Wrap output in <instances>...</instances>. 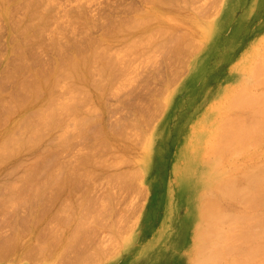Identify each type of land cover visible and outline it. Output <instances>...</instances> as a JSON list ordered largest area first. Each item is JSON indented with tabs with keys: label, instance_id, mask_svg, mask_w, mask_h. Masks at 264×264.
Masks as SVG:
<instances>
[{
	"label": "rangeland",
	"instance_id": "1",
	"mask_svg": "<svg viewBox=\"0 0 264 264\" xmlns=\"http://www.w3.org/2000/svg\"><path fill=\"white\" fill-rule=\"evenodd\" d=\"M163 1L165 0H0V97L14 90V76L18 73L17 70H20L27 78L24 79L26 88L29 86L27 91H25V94L28 92L25 96L31 100V96L28 94L32 92V89L38 87V85H35L32 81L34 72L38 68L41 72L43 71L41 74H46H43L44 80L49 77L46 80L51 83H49L48 87L51 89V86L54 85L55 87L52 88L56 93L55 94L52 89L48 91V88H43L48 97L49 95L53 97V99L46 98L45 102L49 104L47 108H45L46 105L42 99L44 97H42L37 103H32L23 110L15 111L14 107L11 106V112L13 114L10 116L2 114L3 116H1L0 139H11L10 141L7 140V144L6 142L5 144L2 143L1 146L8 145L9 148L12 146L11 152L13 148L16 150L26 143L27 145L24 146V151L20 148L18 153L17 151L14 152V150L11 154L8 148H4L5 146L0 148V264H195V256H197L200 251L197 248V244L201 243V237L198 238V232L204 223L199 213V204L203 197H200V192H198V190L203 189V187L196 185L197 182H202V176L207 174L211 166L210 164H212L215 170L225 173L229 169L230 171L228 172H231L233 168H239V170H243V168H245L244 170L250 169V163L251 167L254 166V168L251 169L259 170V167L264 165V138H261V136H264V129H262L263 132L260 129V135L254 136L255 138L257 137V139L254 137L250 138V140H253L251 144L249 143L250 145L247 143L248 138L244 143L239 141L245 147H241L240 143H237L238 140L236 137L240 132L243 134L246 132V134L254 133L255 129L250 130L254 128L250 125L255 122L254 120L256 118H258L256 121H259L261 118V121L264 119V111L260 109L262 105L264 106V102L262 103V101H264V80H262L264 78V72L262 71V74L259 76V72L256 74L257 69L254 67L256 64H259L260 67H264V46H262V44L264 45V0H175L174 2L173 0H170L172 2L167 0L165 1L167 3ZM179 44L181 46L177 47ZM253 52L255 55H253ZM256 53L258 55H256ZM252 56H255L254 59L251 58ZM256 57L258 58L256 59ZM89 58L92 60L90 61ZM81 59L84 60L85 63H83ZM70 60H72L71 63H69ZM73 60L79 64L80 70L77 69L78 67L75 66ZM254 60L256 61L254 62ZM87 61H89L88 66L86 64ZM72 62L76 69L72 68ZM103 62L107 64L110 63L111 66H105L106 64ZM101 63L105 66V68H103L105 71L104 73L101 68L104 66H100ZM250 64H253V66ZM85 66L88 68L87 70ZM89 67L92 68V70ZM250 67H252V69L254 67L256 70L253 69L252 71ZM260 67L258 66V69ZM70 68L75 75L77 74L75 70H78V73L81 74L80 76L79 74L77 75L78 79ZM241 69H243V71ZM261 69L263 68L259 69L260 73ZM67 70H69L68 73ZM44 71H47V73ZM55 71H58L57 73L59 76L56 74L53 79H50L51 76L48 72L52 73ZM100 71L104 76L109 72V75L106 74L108 78L99 75L98 73H100ZM81 72H83V74ZM249 73L253 76L252 78H250L251 75ZM47 74H49L48 77H45ZM71 74L73 76H71ZM244 74L247 76H244ZM67 75H69V78ZM256 75L263 78H258ZM70 76H75L74 78L76 80ZM83 76L84 79L81 80L80 78H83ZM85 77H87V79ZM254 77L257 79L255 82H252ZM28 79L29 81H27ZM69 79L71 80L69 81L70 84L74 83L72 85L73 87L67 82ZM73 79L75 82H72ZM90 79L93 81L89 82ZM259 79L262 80L260 82L263 84L260 83L261 85H257ZM78 80L79 82L82 81L81 83L83 84H78V86L77 84L75 85V83H79ZM246 81H249L248 84ZM240 83L243 84L239 85ZM249 83H253V85H249ZM243 85H247V88L244 86L246 92L242 91L243 93L239 95L240 89L238 88L240 86L243 87ZM70 86L73 89L75 88L74 90L79 87L81 91L84 89L83 87L87 86L88 88L85 87L84 92L89 89V93L88 91L87 94L83 93V91L79 93L78 88L76 93L74 90L73 93L71 92L72 89ZM259 87L261 90H259ZM29 88L31 89L30 93ZM54 88L57 89L55 90ZM43 89L41 90L43 91ZM46 89L47 91H45ZM244 89L242 88V90ZM250 89H252L251 92H249ZM77 92L80 94L77 96L78 99H76ZM230 92H234L232 94L234 96H231ZM236 93L238 96L235 95ZM53 94H58V97ZM246 95H248V97H246ZM60 97L63 99V102L59 99ZM255 97L261 101L257 102ZM28 98L26 99L27 103L30 101ZM249 98L250 101L253 100V103H255L253 107H257L258 105H260V107L258 106L256 109L250 107L253 103L249 101ZM51 100H53V102H51ZM233 100L235 101L234 103H232ZM245 100L246 103H243ZM230 101L231 103H229ZM49 102L52 104L51 108ZM228 103L229 105H227ZM257 103L261 104L257 105ZM233 104L240 108H235ZM130 107H132V110H129L132 111L130 112L131 114H133L135 110V113H140L139 116L143 119L141 118L140 120L135 113L131 115V118L134 119L135 116V119L138 118V120L134 121L130 119V117H128L130 115H128V109H130ZM54 108L57 110H54ZM59 109L63 113L58 111ZM137 109L139 112L136 111ZM140 109L142 111L145 110V112L147 111L145 114L146 116H144L145 112L141 114ZM249 109H252V111L248 112ZM257 109L260 113L263 112L260 119L257 117L260 116L259 112L256 113ZM72 110H74V112ZM262 110H264V108ZM239 112L241 117L236 115L239 114ZM47 113L48 115H45ZM149 113L150 115L147 116ZM211 113L212 116L210 115ZM213 113L215 115H213ZM35 114L38 115L34 118ZM43 114L45 116H43ZM228 114L233 115V117L231 115L225 116ZM65 115L69 117L67 118L68 120H74L71 122L69 120L70 123L74 122L72 124L75 125V127L70 125L73 129L69 127L70 123L66 117L63 118ZM52 116H54V118H52ZM45 117H48L50 120ZM50 117L54 119L53 122H51L52 119ZM55 117H58V119L55 120ZM86 117L88 118L86 120L89 122L85 120ZM231 117L233 120H235V117H240L239 119L241 120H238V122L242 127L240 125V128L238 126L236 127V125L239 124L238 122L232 124ZM36 118L37 120L40 118L42 122H39V120L37 123L34 120ZM61 118L62 120H59ZM124 118H126L125 121L123 120ZM228 118L231 119L228 121L231 124L226 122L229 120ZM248 118L249 120H247ZM129 119L132 124H128L130 122ZM76 120L78 121L76 122ZM79 120L86 123L84 124L85 128ZM119 120L120 123L118 122ZM146 120H148L149 123ZM55 121L60 123V125ZM61 121H64V123ZM90 121L94 122L91 123ZM219 121H222L221 124ZM43 122H46L48 125L51 124L47 127L46 123ZM115 122L117 125H115ZM124 122L131 129L128 127L129 130H125V127L123 128V125H125ZM133 122H136L137 125L135 123L134 126ZM249 122L253 123L249 124ZM28 123L33 125V127L28 125ZM77 123L81 125L78 126ZM41 124H43V126ZM218 124L222 127L221 129ZM36 125L38 128L35 127ZM51 125L53 126L51 127ZM232 125L235 127H231ZM82 127L85 129L82 130V135L86 133L87 129L88 132L86 134L93 136L90 137L93 138V140H91L94 146L92 144H87L83 136L80 135V137L78 135V133L81 134L80 131L83 129ZM120 127L123 129H120ZM36 128L40 130H37V135H35L36 132L33 131L36 130ZM90 128L91 130H89ZM132 128H134V130ZM138 128H140V131L135 130ZM224 128H227L226 131ZM234 128L237 132L234 131ZM246 128L250 131H254L250 133ZM60 129L66 135L63 134L64 136L61 137L60 133L63 132H61ZM116 129L119 131L116 132ZM236 129H239V133ZM27 130L29 133L33 132L31 133V135H33L32 138ZM56 130L59 131L58 136L55 135L57 134ZM120 130H123V132ZM25 131L28 136L23 134ZM50 131L52 133H50ZM67 131H69V134H67ZM124 131H129L125 134L134 133V135L136 131L140 132L136 133L137 139L140 141L134 140L135 149H132L130 153L128 152L126 155V158H129L127 159L129 162L126 161L125 164L128 163V166L121 165L120 163H117L115 166V164H113L116 162L113 158L115 156H112L113 154L111 155V152L113 153L114 151L112 147L109 148L111 145L110 142L107 141V134H124ZM229 131L237 134L233 136L230 135L229 137V134L232 133ZM242 131H245V133ZM258 131L259 129L256 130L255 133ZM96 134H98V136H96ZM223 134L228 135L225 138L227 141V138H230L229 141H231L228 144L230 146L227 145L226 140H223L225 141L223 145L221 144L223 142L222 140L218 144L221 145V148L227 145L229 149L227 150L225 147L218 149L219 151H215L218 147H214L215 150H213L212 146H214V141L219 138L218 136L223 139L226 136ZM29 135L31 138L30 140H28ZM53 135L58 138H55ZM25 136L28 139H25L27 141H24V144L22 139ZM50 136L58 142L62 138V142L60 141L61 145L58 142H52L53 140L49 142ZM259 136L260 138H258ZM18 138H20V140ZM14 139L15 141H13ZM33 139L34 142H32ZM35 139L38 140L35 141ZM219 140H217L216 143L219 142ZM8 141L13 142V144L11 145ZM16 141H22L21 146L18 145ZM106 141L109 146L105 144ZM30 142L33 144L36 142V144L32 145L33 147L30 148ZM70 144L72 146H70ZM232 144L233 146L236 145L235 147L238 151L240 148L244 149L240 150L241 154L233 149ZM90 151H92V153ZM94 151H96L97 154H95ZM208 151H215L217 154ZM36 153L41 154V156H37ZM42 154H45L44 156L47 157L46 162ZM218 154H220V156ZM224 154L225 156L221 157V155ZM235 154H237L236 157ZM231 155L232 158L235 157V161L230 158ZM247 155L249 156L247 157ZM90 157L94 159L92 160ZM95 157L99 158L96 159ZM123 157L125 156L123 155ZM209 157L216 159L212 160ZM81 158L84 160L83 162ZM109 158L112 163L106 160ZM223 159L227 161L225 162ZM228 161H231V164L234 161L235 164L230 165L229 163L230 168H226L228 167ZM139 162H141V164ZM217 162H219L218 165L216 164ZM223 162L225 165H223ZM43 163L47 164L45 165ZM64 163L68 165L66 166ZM77 163L78 166H76ZM97 163H99V166ZM106 163L108 164L106 165ZM236 163L238 166L234 167L237 165ZM253 163L254 165L252 166ZM62 164L66 167L64 168ZM257 165L259 166L258 168L255 167ZM216 166L218 167L216 168ZM220 166L222 168H220ZM242 166L243 168H241ZM247 166H249V168ZM30 168H33L34 171L39 170L37 171L38 173L30 172L32 174L31 178L33 177L34 180L31 178L28 179L30 173H28V175L24 172V169H28L29 172V170H31ZM66 168L67 170H65ZM130 168L132 170H130ZM118 169L121 170L119 171ZM46 170H48V173ZM17 171L19 172L17 173V178L20 176L21 180L20 177L19 179H16V176L13 178ZM45 172L47 175L50 174L51 176L52 174L50 172H52V177L59 175V177H56L58 180H54L55 182H53V180L50 181V175L47 177V175H44ZM54 172H56V175ZM94 172L95 174H93ZM120 172H122L121 174L125 172L124 180H122L121 177L120 179L119 176L114 178L116 182L112 180L113 178L111 179L112 176L115 177V175L120 174ZM106 173L108 176L110 174L114 175L108 177ZM126 173L130 177H127L128 175ZM134 173L137 174V177H140L133 180ZM201 173H203V175ZM22 175L24 177L23 179ZM26 176H28L27 179L25 178ZM45 177H47V180L50 182H47ZM127 178L134 184L126 185L129 182H127ZM104 179L106 180L105 183ZM72 180H75L74 182L76 183L72 182ZM35 181L39 182L36 183ZM58 181L60 183H57ZM189 181H196L194 188L190 189L187 185L186 188H188V190L182 188V186ZM111 182H113V184ZM48 183L50 184L48 185ZM62 183H64V185H62ZM43 185L47 187L45 188ZM40 186L42 187L41 189ZM63 187L64 189H62ZM102 187H104V189H102ZM108 189H111V191L108 192ZM116 189L121 191L118 190V193H116ZM59 190L63 191L60 192ZM56 191L58 192L56 193ZM138 191L139 193H136ZM53 192H55L57 196L60 192V196L55 197L56 194L54 193L55 195H52ZM63 192L67 193H65V195L63 194V196ZM112 193L115 195L117 194V196H113ZM68 194L75 196L72 198ZM127 194H129V196H127ZM13 195L14 197L11 198ZM196 195H199L200 198ZM16 196L17 200H15ZM65 196L67 199L64 198ZM96 196L100 198V200ZM211 196H213L212 198H214V200L219 201L220 208H225L228 205L230 208L227 206L225 209H233V211L236 212H238V209L240 212L241 209L245 208L243 204H233L228 198H223L221 200L222 197H220L219 194H212ZM49 197L50 201L52 199V202L56 204L55 206L48 201ZM54 197L56 199H54ZM59 197H61V199H58ZM69 197L72 198L71 201ZM84 197L86 199L88 198L87 201ZM110 197L115 198L111 199ZM101 198L104 199L102 200ZM43 200L45 203L48 201L45 208ZM57 200H62V203L60 201L59 203ZM76 200L77 203L80 200V205L85 206V208H80L75 202ZM223 200L224 202H221ZM74 202L79 206V208L77 207V211L75 208L77 205H75ZM230 202L232 206H230ZM99 203L101 206L98 205ZM67 204H70L72 207L75 206V209L73 208L74 216H71L73 213L72 210L70 213L72 207ZM72 204H74V206ZM64 205H67V207H64V209L68 208L67 210L65 209L66 211L63 207L61 209V206ZM48 207H50V211L47 209ZM53 207L60 208L57 209L59 214L56 208L54 211ZM96 207H99V209ZM101 207L104 212L101 211ZM255 207L251 208L254 213L250 208H245L246 210L243 209L242 212L246 211L249 213L251 211L250 213L253 215L259 212L257 213L258 216L260 212H262V215L264 214V208H262V206H259L260 208H258V205ZM107 208H109V210ZM259 209L262 211H259ZM60 210H64L65 213L63 211L60 212ZM78 211H80L79 214ZM107 211H109V213H107ZM117 211L119 212L117 213ZM67 213H69V217ZM250 213L248 215H250ZM62 214H66V217H63ZM112 214L114 217H112ZM79 215H82V217ZM103 215H105V217ZM262 215L261 219L263 218ZM60 216L63 217V219L59 218ZM116 217L118 221L115 219ZM258 218L254 217V219H256L255 221L258 222ZM60 219H62V221ZM67 219L71 221L65 222ZM77 219L78 221L81 220V225L77 224ZM56 220H59L61 224H59V221L56 222ZM93 220H95L97 224L94 223L95 221ZM222 220L221 224L219 222L218 225L226 226V219L223 222ZM250 220L251 217H249V221ZM62 222L64 224L67 223V228H65V225L64 227L62 226ZM201 222H203L202 225ZM253 223L256 222L253 221ZM251 225L253 224L251 223ZM72 226H74V232L72 231ZM80 226L81 230L79 228ZM108 226H113V231H117L114 233L115 236L111 233L110 227L105 229V227ZM76 229L78 230L76 231ZM196 240L197 242H195ZM234 242L236 244V246L233 247L234 250L231 247L232 249H227L228 251L231 250V253L228 251L224 253L228 258H234V254L236 257L244 252V250H240V248L244 246L243 243H246L242 241L241 243L240 240ZM237 242L240 243L237 244ZM237 250H240L239 254L236 253ZM260 252L261 251L258 252V256ZM262 254L261 256H263L264 260V253ZM225 255L218 260L219 263L221 261V264H223L222 262L225 258L227 261H224V264L228 262V258ZM256 257L253 259L252 264L257 263L256 261L259 258L256 259ZM260 259V263H258L262 264L264 261H262V258ZM218 262L217 264H219Z\"/></svg>",
	"mask_w": 264,
	"mask_h": 264
},
{
	"label": "bare ground",
	"instance_id": "2",
	"mask_svg": "<svg viewBox=\"0 0 264 264\" xmlns=\"http://www.w3.org/2000/svg\"><path fill=\"white\" fill-rule=\"evenodd\" d=\"M165 1H167V0H165ZM165 1H163V2H165ZM168 1H170V0H168ZM175 0H173V2H174ZM170 2H172V1H170ZM169 2V3H170ZM165 3H167V2H165ZM172 4V3H171ZM168 6V5H167ZM192 20V19H191ZM176 43V42H175ZM264 43V42H263ZM185 44V43H184ZM261 45V44H260ZM181 45L179 44V46H177V47H180ZM262 46H264L263 44H262ZM261 46V47H262ZM184 47H185V45H184ZM187 48V47H186ZM255 48V47H254ZM259 48V47H258ZM263 49V48H262ZM255 50V49H254ZM257 51V50H256ZM263 51V50H262ZM261 51V52H262ZM258 52V51H257ZM264 52V51H263ZM96 53V52H95ZM174 53V52H173ZM176 53V52H175ZM178 53V52H177ZM249 53V52H248ZM254 53V52H253ZM259 54H261V53H259ZM84 55V54H83ZM88 55V54H87ZM96 55V54H95ZM102 55V54H101ZM100 55V56H101ZM252 55V54H251ZM253 55H255V53L253 54ZM256 55H258L257 53H256ZM264 55V54H263ZM82 56V55H81ZM84 56H86V55H84ZM83 56V57H84ZM91 56V55H90ZM89 56V57H90ZM261 56V55H260ZM102 57V56H101ZM255 57V56H254ZM254 57L252 56L251 58H253L254 59ZM262 57V56H261ZM260 57V58H261ZM86 58H88V57H86ZM258 57H256V59H257ZM263 58V57H262ZM83 59V58H82ZM81 59V60H82ZM90 59V61L92 60L91 58H89ZM88 59V60H89ZM240 59V58H239ZM248 59V58H247ZM252 60V59H251ZM250 60V61H251ZM259 60V59H258ZM68 61V60H67ZM71 61L72 60H70L69 61V63H71ZM83 61V63H85L84 62V60H82ZM85 61H86V59H85ZM256 60H254V62H255ZM262 61V60H261ZM264 61V60H263ZM73 62L75 63V66H77L78 68V70H80L79 69V64L76 62V61H74L73 60ZM72 62V64H73V67L72 68H75L76 69V67L74 66V63ZM88 62L89 61H87V66H88ZM242 62V61H241ZM253 62V63H254ZM82 63V62H81ZM80 63V64H81ZM91 63V62H90ZM103 63H105L106 65L105 66H111L110 65V63L109 64H107L106 62H103ZM246 63V62H245ZM252 63V62H251ZM112 64V63H111ZM65 65H66V63H65ZM64 65V66H65ZM69 65H71V64H69ZM68 65V66H69ZM84 65V64H83ZM83 65H82V67H83ZM104 66V64H100V66ZM250 65H252L253 66V64H250ZM249 65V66H250ZM260 67V65L259 64H256V66H254L256 69H257V73H256V71H255V73L256 74H258V72H259V76H260V74H262V71L264 72V67H260V68H263V69H261V73H260V68L258 69V66ZM67 66V67H68ZM99 66V67H100ZM105 66L104 67H101L102 69L103 68H105ZM261 66H263V65H261ZM31 67V66H30ZM69 67H71V66H69ZM112 67H113V65H112ZM237 67V66H236ZM253 67V69L254 70H256L255 68ZM22 68V67H21ZM32 68V67H31ZM30 68V69H31ZM65 68V67H64ZM85 68H86V66H85ZM90 68V67H89ZM118 68V67H117ZM68 69V68H67ZM74 69V70H75ZM88 68H86V70H87ZM91 70H92V68H90ZM98 69H100V68H98ZM237 69V68H236ZM252 69V67H250V70ZM253 69H252V71H253ZM64 70H66V69H64ZM70 70H71V68H70ZM78 70H75V71H77V72H75V73H77L76 75L74 74V72H73V74L77 77V75L79 74L78 73ZM83 70V69H82ZM81 70V71H82ZM107 70V69H106ZM114 70H117V69H114ZM242 71H243V69H241ZM259 70V71H258ZM68 71L69 70H67V73H68ZM234 71V70H233ZM237 71V70H236ZM248 71V70H247ZM17 74L14 76V84H15V88H14V90H12V92H10V93H8V94H6V95H3V96H1L0 97V121H1V116H3V115H5V116H10L11 114H13L11 111H12V107H14V110L15 111H19V110H23L24 108H26L27 106H29V105H31L32 103H37L39 100H41V98L42 97H44V98H42L43 100H44V102H45V100H46V98L48 97V95L44 92V87L45 88H48V91H49V83L50 82H48V81H46L49 77H48V75L50 74V79H53L55 76H56V74H58L57 72L58 71H55V72H48L49 74H47V76H45V77H48L46 80H44L43 79V74L44 75H46L45 73H43V74H41L42 72H41V70L38 68L35 72H34V77L32 78V81L34 82V84L35 85H38V87L36 88V89H32V92H31V89L29 90V93L30 94H28V95H30L31 96V100L27 97V96H25V95H27V93L25 94V91H27V88L29 87H27L26 88V83H24L25 82V76L21 73V71L20 70H17ZM44 72H46L47 73V71H44ZM86 72V71H85ZM98 72H99V70H98ZM102 72L104 73L105 71H104V69L102 70ZM111 72V71H110ZM112 72H113V70H112ZM114 72H116V71H114ZM248 72H251V71H248ZM64 73H66V72H64ZM66 73V74H67ZM82 74H83V72H81ZM109 72H107L106 74L107 75H109L108 74ZM254 73V72H253ZM255 73H254V76H255ZM87 74H89V73H87ZM91 74V73H90ZM99 75H103L102 73H101V71H100V73H98ZM106 74H105V76H106ZM238 74V73H237ZM250 75H251V73H249ZM63 75V74H62ZM69 75H70V73H69ZM69 75H67L68 76V78H69ZM81 74H79V76H80ZM246 74H244V76H245ZM258 75H256L258 78H263V77H259ZM263 75H264V73H263ZM58 76H59V74H58ZM71 76H73L72 74H71ZM70 76V77H71ZM74 76V77H75ZM92 76H93V74H92ZM91 76V77H92ZM104 76V75H103ZM104 76V77H105ZM237 76V75H236ZM239 76V75H238ZM247 76V75H246ZM66 77V76H65ZM74 77H71V78H74ZM90 77V78H91ZM111 77V76H110ZM110 77H109V79H110ZM253 76L251 75V77L250 78H252ZM86 79H87V77H85ZM106 78H108L107 76H106ZM27 79V78H26ZM75 79V78H74ZM72 80V82H75V80ZM77 79H78V77H77ZM81 80H83L84 79V76H83V78H80ZM253 79H254V81H253ZM252 79V82H255L256 81V79H255V77ZM261 79H259V83H258V81H257V85L259 84V85H261V84H263V83H261L260 81H262V80H264V78L261 80ZM56 80V79H55ZM80 80V81H81ZM27 81H29V79L27 80ZM45 81V82H44ZM50 81H52V80H50ZM54 81V80H53ZM69 81H71L70 79L69 80H67V82L69 83ZM86 81V80H85ZM93 81V80H92ZM91 81V79H90V81L89 82H92ZM239 81H241V80H239ZM71 82V83H72ZM78 82H79V80H78ZM82 82V81H81ZM81 82H79V83H75V85L77 84V86H78V84L79 85H82L83 83H81ZM94 82H95V79H94ZM238 82V81H237ZM249 82V81H248ZM248 82L246 81V83L248 84ZM264 82V81H263ZM56 83V82H55ZM96 83V82H95ZM244 83V82H243ZM243 83H240L239 85H241V84H243ZM261 83V84H260ZM51 84V83H50ZM70 84V83H69ZM74 84V83H73ZM73 84H70L71 86L73 85ZM86 84V83H85ZM84 84V85H85ZM93 84V83H92ZM232 84V83H231ZM237 84V83H236ZM58 85V84H57ZM74 85V86H75ZM89 85H90V83H89ZM249 85H253V83H249ZM248 85V86H249ZM70 86V88L72 89L71 90V92H73V90L75 89H73L72 87ZM76 86V87H77ZM91 86V85H90ZM100 86V85H99ZM244 86L247 88V85H243V87H237L238 89H240L241 90V92H240V90H239V95L241 94V93H243V92H246L245 91V89H244ZM52 87H55L54 85H52L51 86V89L53 90V88ZM67 87H68V84H67ZM82 87V86H81ZM86 88H88L87 86H85ZM85 87H83L82 89V91H83V93H86L87 94V91L89 90V89H87V91H85L84 92V90H85ZM254 87V86H253ZM261 87V86H260ZM259 87V90H261V88ZM33 88V87H32ZM43 89V91L41 90V89ZM78 89H79V87H77ZM76 88V90H74V92L76 93V91L78 90ZM93 88V87H92ZM98 88V87H97ZM102 88V87H101ZM229 88V87H228ZM242 88L244 89V90H242ZM249 88H250V86H249ZM51 89H50V91H51ZM55 89V88H54ZM57 89V88H56ZM55 89V90H56ZM69 89V88H68ZM237 89V90H238ZM258 89V88H257ZM263 89V88H262ZM70 90V89H69ZM68 90V91H69ZM236 90V89H235ZM234 90V91H235ZM42 91V92H41ZM45 91H47V89L45 90ZM80 89H79V93H80ZM81 91V92H82ZM100 91V90H99ZM232 91V90H231ZM243 91V92H242ZM252 91V89H250V91L249 92H251ZM263 91V90H262ZM53 92L55 93V91L53 90ZM73 92V93H74ZM255 92V91H254ZM264 92V91H263ZM49 93V92H48ZM50 93H52V92H50ZM78 92H77V95H76V97L77 96H79L80 94H79ZM88 93H89V91H88ZM231 93V96H234V95H232L234 92H230ZM56 94V93H55ZM55 94H53V95H55ZM71 94V93H70ZM79 94V95H78ZM82 94V93H81ZM223 94H224V92H223ZM238 94L236 93L235 95H237L238 96ZM58 95V94H57ZM57 95H55V96H57ZM230 95V94H229ZM29 96V97H30ZM52 96V95H51ZM71 96V95H70ZM100 96V95H99ZM227 96V95H226ZM58 97V96H57ZM74 97H75V95H74ZM246 97H248V95H246ZM28 98V100H30L28 103H27V99ZM48 98H52L53 99V97H50V95H49V97ZM68 98V97H67ZM91 98V97H90ZM251 98V97H250ZM250 98H249V101H250ZM253 98V97H252ZM251 98V99H252ZM264 98V97H263ZM55 99V103H56V97L54 98ZM58 99V98H57ZM60 100H62V102H63V99H61V97L59 98ZM58 99V100H59ZM71 99V98H70ZM76 99H78V97L76 98ZM224 99V98H223ZM243 99V98H242ZM254 99V98H253ZM260 99H261V97H260ZM50 100V99H49ZM73 100V99H72ZM222 100V99H221ZM240 100V99H239ZM255 100L257 101V102H260L261 100H258V98L256 99V97H255ZM254 100V101H255ZM263 100V99H262ZM71 101V100H70ZM74 101V100H73ZM77 101V100H76ZM86 101V100H85ZM243 101H244V99H243ZM51 102H53V100H51ZM51 102H49L50 103V108H51V106H52V104H51ZM67 102V101H66ZM75 102V101H74ZM227 102V101H226ZM235 101L233 100V102L232 103H234ZM238 102V101H237ZM242 102V101H241ZM247 102H248V100H247ZM251 103H253V100H251L250 101ZM264 101H262V103H263ZM69 103V102H68ZM229 103H231V101L229 102ZM229 103L227 104V105H229ZM243 103H246V100H245V102H243ZM243 103H242V105H243ZM249 103V102H248ZM247 103V104H248ZM57 104H59V103H57ZM60 104H61V102H60ZM64 104V103H63ZM76 104V103H75ZM160 104V103H159ZM236 104V103H235ZM258 104H261V103H257V105ZM264 104V103H263ZM45 108H47V106L49 105L48 103L46 104V102H45ZM56 105V104H55ZM54 105V106H55ZM78 105V104H77ZM217 105V104H216ZM231 105V104H230ZM255 105V103H253V104H251V106L250 107H253ZM12 106V107H11ZM53 106V107H54ZM138 106V105H137ZM232 106V105H231ZM233 106L235 107V108H240V107H237V105H234L233 104ZM246 106V105H245ZM259 107H260V105H258ZM257 106V107H258ZM52 107V108H53ZM58 107V106H57ZM61 107V106H60ZM64 107V106H63ZM160 107V106H159ZM256 106L255 107H253V109H256L257 108ZM39 108V107H38ZM132 107H130V109H128V111L129 110H132L131 109ZM139 108V107H138ZM248 108V107H247ZM264 108V106L262 105V107H260V109H261V111H264V110H262ZM133 109H134V107H133ZM54 110H57V109H55L54 108ZM115 110V109H114ZM117 110V109H116ZM141 110V109H140ZM226 110V109H225ZM228 110H232V109H228ZM244 110H245V108H244ZM14 111V112H15ZM58 111H61L60 109L58 110ZM73 112H74V110H72ZM85 111V110H84ZM128 111H127V113H128ZM136 111H138V109L136 110ZM216 111V110H215ZM250 111H252V109L250 110H248V112H250ZM256 111V110H255ZM62 112V111H61ZM111 112V111H110ZM114 112V111H113ZM112 112V113H113ZM130 112H132V111H129V113H128V117H130V119H133V118H131V115H134V113H135V110H134V113L133 114H131ZM139 112V111H138ZM143 112H145V110L144 111H142L141 110V114L143 113ZM155 112V111H154ZM226 112V111H225ZM253 112H254V110H253ZM259 112V110L257 109V112L256 113H258ZM40 113V112H39ZM63 113V112H62ZM87 113V112H86ZM115 113V112H114ZM137 113V112H136ZM135 113V115H137V117H139L140 118V120H141V118L142 117H140L139 115H140V113H137L136 114ZM147 113V111L144 113V116H146L145 114ZM236 113V112H235ZM260 113V112H259ZM3 114V115H2ZM41 114V113H40ZM68 114H70V113H68ZM232 114V113H231ZM231 114H228V115H225V116H229V115H231ZM242 114V113H241ZM261 114H263V112H261L260 113V116H257V117H259V119L261 118ZM38 115V114H37ZM37 115L35 114V116H34V118L35 117H37ZM45 115H48V113L47 114H45ZM44 114H43V116H45ZM71 115V114H70ZM150 115V113L147 115V116H149ZM211 116H212V113L210 114ZM213 115H215L214 113H213ZM237 116H240V112H239V114H236ZM258 115V114H257ZM264 115V114H263ZM50 116V115H49ZM57 116H58V114H57ZM75 116V115H74ZM78 116V115H77ZM143 116V115H142ZM209 116V115H208ZM232 117H233V115H231ZM252 116H254V115H252ZM251 116V117H252ZM59 117V116H58ZM58 117H55V120H57L58 119ZM66 117V115L65 116H63V118H65ZM71 117V116H70ZM76 117V116H75ZM127 117V116H126ZM133 117V116H132ZM224 117V116H223ZM231 117V118H232ZM241 117V116H240ZM239 117V118H240ZM243 117H244V115H243ZM254 117H256V116H254ZM45 118H48V117H45ZM51 118V117H50ZM52 118H54V116H52ZM51 118V119H52ZM67 118H69V117H66V119ZM90 118H91V115H90ZM89 118V119H90ZM123 118V117H122ZM146 118V117H145ZM150 118V117H149ZM236 118L237 117H235V120H233V118H232V124L234 123V122H238V120H241V119H239V118H237V121H236ZM263 118H264V116H263ZM3 119V118H2ZM4 119H5V117H4ZM39 120H40V118H38ZM42 119V118H41ZM43 119H44V117H43ZM42 119V120H43ZM72 119V118H71ZM79 119V118H78ZM86 119H88L87 117L85 118V120ZM125 119L126 118H124L123 120L125 121ZM130 119H129V121H130ZM143 119V118H142ZM148 119V118H147ZM224 119H225V117H224ZM227 119V118H226ZM229 119V118H228ZM243 119V118H242ZM255 119V118H254ZM256 119H258V118H256ZM256 119L251 123V122H249V124H252V125H250V126H253L254 128H251L250 130H252V129H255V131L256 130H258L259 129V131L257 132V133H255V131H254V133H251V132H253V131H250V130H248L247 128V130L248 131H250V133L251 134H246L245 133V131H242V132H244L245 134H243V133H241L240 132V134H237V133H233L232 131H229L231 134H229L228 132H226L227 134H229V137H230V135H234V134H237V140H238V142L237 143H240L239 141H242L243 143H244V141H247V138H248V144L250 143L251 144V141H253V140H250V138H252V137H254V136H258V134L260 135V133L259 132H263V130L262 129H264V119H263V121H261L262 120V118L258 121H256ZM36 122L37 121H39V120H37V118L36 119H34ZM45 120V119H44ZM48 120H50L49 118H48ZM53 120L54 119H52V121L51 122H53ZM59 120H62V118L61 119H59ZM68 120V119H67ZM70 120V119H69ZM69 120H68V122H69ZM73 120V119H72ZM72 120H70V122L72 121ZM84 120V119H83ZM91 120H92V118H91ZM122 120V121H123ZM128 120V119H127ZM134 121L135 120H138V118L137 119H135V116H134V119H133ZM132 120V121H133ZM219 120V119H218ZM231 119H229V120H227L226 122H228V121H230ZM247 120H249V118L247 119ZM4 121V120H3ZM34 121V122H35ZM46 121V120H45ZM74 121V120H73ZM78 120H76V122H77ZM80 121V120H79ZM87 121V120H86ZM85 121V122H86ZM144 121V120H143ZM146 121H148V120H146ZM215 121V120H214ZM243 121V120H242ZM251 121V120H250ZM39 122H42L41 120L39 121ZM55 122H57V121H55ZM60 122V121H59ZM62 123H64V121H61ZM69 122V123H70ZM80 122H82V121H80ZM80 122H78V123H80ZM84 122V121H83ZM82 122V124H83V127H84V124H86V123H83ZM87 122H89V121H87ZM91 122V121H90ZM94 122V121H93ZM93 122H91V123H93ZM117 122V121H116ZM115 122V123H116ZM119 123H120V120L118 121ZM137 122V121H136ZM136 122H133L134 124V126H135V123ZM142 122V121H141ZM222 122V121H221ZM221 122L219 121V123L221 124ZM1 123L2 122H0V126H1ZM27 123V122H26ZM38 123V122H37ZM36 123V124H37ZM43 123H46V122H43ZM50 123V122H49ZM72 123H74V122H72ZM72 123H70L69 124V127H70V125H73ZM77 123V125L79 126V125H81V124H78ZM114 123V124H115ZM122 123V122H121ZM125 123V122H124ZM148 123H149V121H148ZM211 123V122H210ZM223 123H225V122H223ZM223 123H222V125H223ZM229 123V122H228ZM231 123H229V124H231ZM239 123V122H238ZM31 124H32V122H31ZM35 124V123H34ZM51 124V123H50ZM49 124V125H50ZM57 124H59L60 125V123H58L57 122ZM67 124V123H66ZM95 124V123H94ZM93 124V125H94ZM123 124V123H122ZM128 124H132L131 123V121L128 123ZM143 124H144V122H143ZM220 124H218L219 126H220ZM226 124V123H225ZM242 124V123H241ZM244 124H245V122H244ZM28 125H30V123H28ZM27 125V126H28ZM42 126H43V124H41ZM49 125L46 123V126L47 127H49ZM54 125V124H53ZM53 125H51V127L53 126ZM59 125H57V126H59ZM62 125H64V124H62ZM61 125V126H62ZM115 125H117V123L115 124ZM132 125V126H133ZM136 125H137V123H136ZM240 123L238 124V125H236V127L238 126L239 128H240V126L242 127V125H240ZM246 125H247V123H246ZM245 125V126H246ZM24 126H26V125H24ZM30 126H32L33 127V125H30ZM45 126V125H44ZM56 126V125H55ZM60 126V127H61ZM74 127H75V125H73ZM88 126H89V124H88ZM131 126V127H132ZM142 126H144V125H142ZM216 126V125H215ZM31 127V128H32ZM35 127H37L38 128V126L36 125ZM65 128H67L68 127V125H67V127L66 126H64ZM82 127V128H83ZM87 127V126H86ZM92 127V126H91ZM115 127V126H114ZM119 127V126H118ZM125 127V128H124ZM126 127H127V129H126ZM128 125L125 123V125H123V128L125 129V130H129L128 129ZM227 127V126H226ZM231 127H235L234 125H232ZM30 128V129H31ZM36 128V130H33L34 132H36V134L35 135H37V130H39L40 129V127H39V129H37ZM44 128V127H43ZM70 128H72V127H70ZM85 128V127H84ZM81 129V131H80V133L82 132V130H85V129ZM96 128V127H95ZM122 127H120V129H123ZM130 128V127H129ZM137 128V127H136ZM222 127L220 126V129H221ZM228 128V127H227ZM226 128V129H227ZM30 129H28V130H30ZM35 129V128H34ZM53 129V128H52ZM69 129V128H68ZM73 129V128H72ZM77 129V128H76ZM80 129V128H79ZM93 129V128H92ZM131 129V128H130ZM133 130H134V128H132ZM225 129V128H224ZM223 129V130H224ZM226 129H225V131H226ZM244 129V128H243ZM260 129H261V131H260ZM24 130H25V127H24ZM27 130V132H28V134H30L31 135V133H33V132H31V133H29V131ZM55 130V129H54ZM61 130V129H60ZM89 130H91V128L89 129ZM95 130V129H94ZM135 130H139L140 131V128H138V129H135ZM236 130H238V133H239V129H236ZM241 130H242V128H241ZM245 130V129H244ZM40 131V130H39ZM43 131V130H42ZM57 131V134H55V135H57L58 136V130H56ZM72 131V130H71ZM93 131V130H92ZM96 131V130H95ZM94 131V132H95ZM119 131V130H118ZM117 131V129H116V132H118ZM121 131V130H120ZM135 132V135H134V133H132V134H125L126 132H129V131H124V134H107V136H108V138H107V141H109L110 142V147L109 148H113V153L111 152V155L112 156H115V157H113L114 158V161H116V162H114L113 164H115V166H116V164L117 163H120L121 165L123 164V165H127L128 166V163H126L125 164V162L126 161H128L129 162V160H127V159H129V158H126V155L128 154V152L130 153V151L132 150V149H135L134 148V143H133V141L135 140H139V139H137V134L136 133H140V132ZM224 131V132H225ZM234 131H235V128H234ZM26 131H25V133H23V134H25V135H27L26 133H27ZM61 132H63L62 130H61ZM69 131H67V134H69L68 133ZM74 132H76V131H74ZM73 132V133H74ZM85 132V131H84ZM88 131H87V129H86V133H87ZM93 132V133H94ZM121 132H123V130L121 131ZM131 132V131H130ZM134 132V131H133ZM209 132V131H208ZM219 132V131H218ZM221 132V131H220ZM235 132H237V131H235ZM41 133V132H40ZM50 133H52L51 131H50ZM56 133V132H55ZM78 133V132H77ZM84 134L83 133V135H82V133L81 134H79L78 133V135L80 136V135H82L83 136V139H84V141L87 143V144H92V140H93V136L92 135H90V136H92V137H90L88 134ZM264 133V132H263ZM66 135L64 132L63 133H60V135H61V137L62 136H64V135ZM90 134V133H89ZM92 134V133H91ZM206 134V133H205ZM204 134V135H205ZM30 135H29V139L28 138H26V136L25 137H23V139H22V141H23V143H24V141H27V140H25V139H28V140H30L32 137H33V135H31V138H30ZM39 135V134H38ZM55 135H53V136H55ZM77 135V136H78ZM100 135V134H99ZM134 135V136H133ZM139 135V134H138ZM142 135V134H141ZM188 135V134H187ZM194 135V134H193ZM203 135V134H202ZM223 135H226V134H223ZM223 135H222V137H223ZM21 136V135H20ZM19 136V137H20ZM28 136V135H27ZM57 136H55V138L57 137ZM96 136H98V134H96ZM143 136V135H142ZM228 135H226L223 139L220 137V136H218L219 138H217L215 141H214V146H212V149L213 150H215V148L214 147H218L215 151H217L218 149H220L221 148V145L220 144H218V143H220V141L222 140H226L225 138L227 137ZM22 137V136H21ZM36 137H38V136H36ZM40 137V136H39ZM51 137V136H50ZM72 137V136H71ZM81 137V136H80ZM136 137V138H135ZM187 137V136H186ZM214 137H215V135H214ZM53 137H51L50 138V140H49V142L51 141V140H53L52 142H54L55 141V143L56 142H58V141H56V140H54V139H52ZM58 138V137H57ZM65 138V137H64ZM67 138H68V136H67ZM144 138H145V136H144ZM197 138V137H196ZM221 138V139H220ZM255 138V137H254ZM258 138H260V136L258 137ZM261 138H264V136H261ZM19 140H20V138H18ZM17 139V140H18ZM40 139V138H39ZM62 139V138H61ZM61 139L59 140V142L58 143H60V141H61ZM66 139V138H65ZM69 139V138H68ZM92 139V140H91ZM106 139V138H105ZM105 139H103V140H105ZM195 139V138H194ZM198 139V138H197ZM215 139V138H214ZM220 139V140H219ZM228 139V141H229V139L230 138H227ZM255 139H257V137L255 138ZM7 140H11V139H8V138H1L0 139V146L2 145V143H4L5 144V142H6V144H7ZM36 140H38V139H35V141ZM41 140V139H40ZM79 140L81 141V139L79 138ZM217 140H219V142H217L216 143V141ZM233 140V141H234ZM263 140V139H262ZM8 141V142H9ZM13 141H15V139L13 140ZM22 141L21 142H17L18 143V145H20L21 146V143H22ZM64 141V140H63ZM67 141V140H66ZM107 141L105 142V144H108L107 143ZM140 141V140H139ZM144 141V140H143ZM227 141V140H226ZM226 142L227 143V145L230 143V141L229 142ZM234 141V142H235ZM250 141V142H249ZM255 141V140H254ZM259 141H260V139H259ZM32 142H34V139H33V141ZM40 142V141H39ZM38 142V143H39ZM62 142V141H61ZM225 141H223L221 144L223 145V143H224ZM11 145L13 144V142H9ZM20 143V144H19ZM31 143V142H30ZM57 143V144H58ZM67 143V142H66ZM82 143H83V141H82ZM94 143V142H93ZM101 143H102V141H101ZM133 143V144H132ZM197 143V142H196ZM226 143H225V145H226ZM231 143H233V142H231ZM9 144V145H10ZM25 144V143H24ZM36 144V142L33 144V143H31V147L30 148H32L33 146L32 145H35ZM52 144V143H51ZM50 144V145H51ZM64 144H65V141H64ZM63 144V145H64ZM74 144V143H73ZM98 144H100V143H98ZM104 144V143H103ZM138 144V143H137ZM136 144V145H137ZM141 144V143H140ZM248 144H247V146H248ZM249 144V145H250ZM15 145V144H14ZM25 145H27V143L25 144ZM24 145V146H25ZM60 145H61V143H60ZM82 145V144H81ZM93 146H94V144H92ZM92 145H90V146H92ZM139 145V144H138ZM188 145H190V144H188ZM216 145H218V146H216ZM225 146L226 148L228 147V146H230V145H228V146ZM240 145H241V147L242 146H244V145H242L241 143H240ZM239 145V146H240ZM5 145H3V146H1L0 148H2V147H4ZM7 146V147H6ZM4 148H8L9 149V153L11 154V152L12 151H14L15 149L13 148V150L10 152V150L12 149V146H10L11 148H9L8 147V145H6ZM24 146L22 145V147H20V148H22L23 150L22 151H24ZM40 146H41V144H40ZM70 146H72L71 144H70ZM69 146V147H70ZM92 146V147H93ZM96 146V145H95ZM104 146V145H103ZM105 146H107V145H105ZM108 146H109V144H108ZM206 146H207V144H206ZM220 146V147H219ZM232 146H233V144H232ZM231 146V147H232ZM236 146V145H235ZM235 146H233V149L234 150H237V148L235 147ZM18 147V146H17ZM27 147V146H26ZM65 147V146H64ZM184 147V146H183ZM201 147V146H200ZM224 146L222 147V148H225ZM236 149H235V148ZM245 147V146H244ZM19 148V149H20ZM28 148H29V143H28ZM39 148V147H38ZM65 148H67V147H65ZM108 148V149H109ZM221 148V149H222ZM240 148V147H239ZM238 148V149H239ZM7 149V150H8ZM18 148L14 151V152H16L17 151V153H18V151H20ZM96 149V148H95ZM103 149V148H102ZM181 149H182V147H181ZM189 149V148H188ZM194 149V148H193ZM229 148H227V150H228ZM36 150V149H35ZM93 150V149H92ZM97 150V149H96ZM195 150V149H194ZM205 150H206V148H205ZM210 150H211V148H210ZM233 150V151H234ZM240 150H244L243 148H240ZM238 151L240 154H241V151ZM21 151V152H22ZM30 151V150H29ZM31 151H32V149H31ZM30 151V152H31ZM41 151V150H40ZM100 151V150H99ZM98 151V152H99ZM102 151V150H101ZM134 151V150H133ZM177 151V150H176ZM182 151V150H181ZM200 151V150H199ZM215 151L213 152V151H208V152H212V153H215ZM219 151V150H218ZM223 151V150H222ZM222 151H220V152H222ZM226 151V150H225ZM232 151V150H231ZM247 151V150H246ZM255 151V150H254ZM36 152V151H35ZM34 152V153H35ZM43 152V151H42ZM91 153H92V151H90ZM95 152V154H97L96 153V151H94ZM94 152H93V155H94ZM194 152V151H193ZM192 152V153H193ZM219 152V153H220ZM234 152H236V151H234ZM243 152V151H242ZM252 152V151H251ZM32 153H33V151H32ZM85 153H88V152H85ZM102 153V152H101ZM201 153H202V151H201ZM223 153V152H222ZM258 153V152H257ZM12 154H14V153H12ZM83 154V153H82ZM82 154H81V157H82ZM100 154V153H99ZM108 154V153H107ZM110 154V153H109ZM116 154V155H115ZM189 154V153H188ZM215 154H217V152L215 153ZM214 154V155H215ZM234 154V153H233ZM248 154V153H247ZM9 155V154H8ZM36 155L37 156H41V154H37L36 153ZM43 155V154H42ZM45 155V154H44ZM43 155V156H44ZM80 155V154H79ZM85 155H87V154H85ZM92 155V156H93ZM104 155V154H103ZM123 155L125 156V157H123ZM130 155H132V154H130ZM212 155V154H211ZM219 156H220V154H218ZM12 156H15V155H12ZM48 156V155H47ZM97 156V155H96ZM99 156V155H98ZM101 156V155H100ZM135 156V155H134ZM188 156V155H187ZM193 156V155H192ZM199 156H200V154H199ZM218 156V157H219ZM222 156H225V154L224 155H221V157ZM227 156V155H226ZM237 156V154H235V157ZM249 155H247V157H248ZM264 156V155H263ZM105 157V156H104ZM103 157V158H104ZM107 157H110V156H107ZM178 157V156H177ZM176 157V158H177ZM234 157V156H233ZM234 157V158H235ZM41 158V157H40ZM49 158V157H48ZM84 158V157H83ZM90 158H92V157H90ZM90 158H89V160H90ZM96 159L97 158H99V157H95ZM102 158V157H101ZM100 158V159H101ZM111 158V157H110ZM110 158L109 159H106V160H108V161H110ZM206 158H207V155H206ZM209 158H211V157H209ZM212 158H213V156H212ZM211 158V159H212ZM230 158H232V155H231V157ZM234 158H232L233 160H234ZM44 160H45V162H46V160H47V157L46 156H44V158H43ZM78 159H79V157H78ZM82 159V158H81ZM94 158H92V160H93ZM105 159V158H104ZM178 159V158H177ZM197 159V158H196ZM195 159V160H196ZM210 159V160H211ZM214 159H216V158H214ZM214 159H212V160H214ZM227 159H229V158H227ZM1 160V159H0ZM88 160V161H89ZM113 160V159H112ZM182 160V159H181ZM180 160V161H181ZM219 160H220V158H219ZM224 160V159H223ZM264 160V159H263ZM17 161V160H16ZM84 160L82 159V162H83ZM87 161V162H88ZM99 161V160H98ZM130 161H131V159H130ZM148 161V160H147ZM225 161V160H224ZM227 161V160H226ZM225 161V162H226ZM235 161V160H234ZM234 161H233V163L232 164H235L234 163ZM247 162H249L248 160H246ZM17 162H19V161H17ZM24 162V161H23ZM22 162V163H23ZM41 162H43V161H41ZM86 162V163H87ZM111 162V161H110ZM109 162V163H110ZM132 162V161H131ZM198 162V161H197ZM206 162V161H205ZM222 162V161H221ZM96 163V162H95ZM102 163H103V161H102ZM112 163V162H111ZM110 163V164H111ZM140 164H141V162H139ZM177 163V162H176ZM229 163H230V165H232L231 164V161H228L227 162V165H228V167H226V168H230L229 167ZM250 163V162H249ZM43 164H45V163H43ZM47 164V163H46ZM45 164V165H46ZM66 166L68 165V164H66V163H64ZM98 164V166H99V163H97ZM108 163H106V165H107ZM112 164V165H113ZM205 164V163H204ZM210 164V163H209ZM217 165L219 164V162H217L216 163ZM237 164V163H236ZM18 165H19V163H18ZM21 165V164H20ZM91 165H92V163H91ZM112 165H110V166H112ZM129 165H130V163H129ZM180 165V164H179ZM190 165V164H189ZM205 165H208V164H205ZM211 166H210V168H209V171H207V174L206 175H204V176H202L203 175V173H201L200 175L202 176V182L200 181H198L197 182V184L196 185H200L201 187H203V189H200V190H198V192H200L199 194L201 195L200 197H203V199L201 200V202H200V206H199V213L201 214V218H202V220H203V222H201V225H202V223H203V225H202V227L199 229V232H198V238H200L201 237V243H199V244H197V248L200 250L199 252H198V254H197V256H195V264H217V262H218V260H220V258H223L224 256L223 255H225L224 253H227L226 251H228L227 249H232L234 246H236V244H235V242L234 241H238V240H240V242L242 241V242H245L246 244H244L243 243V245L244 246H242V248H240V250H244V252L243 251H241V252H243L241 255L239 254V252H240V250H237V254H239V255H237L236 257H235V254H234V258H228V256L227 255H225V256H227V258H228V262H226V264H252V262H253V259L256 257V255H257V257H256V259L257 258H262V261H264L263 260V256H261V254L262 253H264V214L262 215V212H260V217L257 215V213H259V212H257V211H255V212H257L255 215H253L252 213H250V215H248L249 213H247L246 211H244V212H242V210L244 209V210H246L245 208H250V210H252L251 208H253V207H255V206H257L258 205V208H260L259 206H262V208H264V165L263 166H255V167H259V170L258 169H251V168H254V163L252 164V166L253 167H251V163H250V169H246V170H244L245 168H243V166L241 167V168H243V170H239V168L237 169V168H233V170H235V171H233V170H231V172H228V171H230V169L229 170H227L226 171V173L225 172H220V171H217V170H215L214 168H213V166H212V164H210ZM222 165V164H221ZM223 165H225L224 164V162H223ZM222 165V166H223ZM244 165H245V163H244ZM247 165V164H246ZM261 165V164H260ZM41 166H42V163H41ZM40 166V167H41ZM61 166V165H60ZM62 166H63V164H62ZM61 166V167H62ZM65 166V167H66ZM76 166H78V163H77V165ZM103 166H104V164H103ZM118 166V165H117ZM236 166H238V164L237 165H235L234 167H236ZM249 166H247L248 168H249ZM44 167V166H43ZM64 167V166H63ZM64 167V168H65ZM69 167V166H68ZM90 167V166H89ZM184 167H185V165H184ZM218 166H216V168H217ZM224 167V166H223ZM231 167H233V166H231ZM240 167V166H239ZM246 167V166H245ZM59 168V167H58ZM57 168V169H58ZM107 168H111V167H107ZM116 168V167H115ZM181 168V167H180ZM220 168H222L221 166H220ZM220 168H218V169H220ZM31 169V168H30ZM61 169V168H60ZM81 169H82V167H81ZM101 169V168H100ZM138 169V168H137ZM204 169H205V167H204ZM26 169H24V172H26L27 174L28 173H30V172H37V171H39V170H37V171H34V169L32 168L31 170H33V171H31V170H29V172H28V169L25 171ZM36 170V169H35ZM62 170V169H61ZM60 170V171H61ZM65 170H67V168L65 169ZM107 170V169H106ZM119 171L121 170V169H118ZM118 170H117V172H118ZM129 170V169H128ZM130 170H132L131 168H130ZM256 170V171H255ZM48 170H46V172H47ZM85 171V170H84ZM94 171V170H93ZM97 171V170H96ZM190 171V170H189ZM205 171H206V169H205ZM204 171V172H205ZM46 172H45V174L44 175H47L46 174ZM53 172V171H52ZM52 172H50L51 174H52V176H53V173ZM63 172H64V170H63ZM134 172V171H133ZM136 172V171H135ZM10 173H12V172H10ZM17 173H19L18 171L16 172V174H14V177H13V174H12V177L13 178H15V176H16V179H19V177L17 178ZM35 173H34V175H35ZM38 173V172H37ZM48 173V172H47ZM55 173V175H56V172H54ZM58 173V172H57ZM61 173V172H60ZM66 173V172H65ZM99 173V172H98ZM111 173V172H110ZM110 173H108V174H110ZM113 173V172H112ZM115 173V172H114ZM119 173V172H118ZM122 172H120V174H118V175H115V177H111V179L112 180H114V178H117V176H119V178L121 177L122 178V180H124L123 178H124V173L123 174H121ZM140 173V172H139ZM22 174V173H21ZM63 174V173H62ZM61 174V175H62ZM67 174V173H66ZM93 174H95V172L93 173ZM105 174V173H104ZM104 174H102V175H104ZM117 174V173H116ZM127 174V173H126ZM24 175H25V173H24ZM29 175V174H28ZM31 173H30V177L28 178V176H26L25 178L27 179H30L31 178ZM33 175V176H34ZM50 175V174H49ZM49 175H47V177H49ZM54 175V176H55ZM76 175V174H75ZM97 175V174H96ZM95 175V176H96ZM106 175H107V173H106ZM110 175H114V174H110ZM109 175V176H110ZM128 175V174H127ZM139 175H141V174H139ZM185 175V174H184ZM36 176V175H35ZM38 176V175H37ZM51 175H50V181H52L53 180V182H55L54 180H56L57 178L56 177H59V175L57 176H55V177H52ZM74 176V175H73ZM93 176V175H92ZM94 176V177H95ZM101 176V175H100ZM108 176V175H107ZM107 176H102V177H107ZM108 176V177H109ZM47 177H45L46 178V180H47ZM55 178V179H52V178ZM71 177V176H70ZM76 177V176H75ZM101 177V178H102ZM127 177H130L129 175L127 176ZM140 177V176H139ZM139 177H137V174L136 173H134L133 174V180H135V179H137V178H139ZM181 177V176H180ZM179 177V178H180ZM189 177H190V175H189ZM24 177H23V175H22V179H23ZM34 178H36V177H34ZM42 178H43V175H42ZM44 178V179H45ZM61 178V177H60ZM66 178V177H65ZM98 178V177H97ZM120 178V179H121ZM184 178V177H183ZM31 179H33V177L31 178ZM43 179V180H44ZM49 179V178H48ZM73 179H74V177H73ZM96 179V178H95ZM100 179V178H99ZM99 179H97V180H99ZM106 179V178H105ZM104 179V180H105ZM131 179V178H130ZM201 179V178H200ZM20 180H21V177H20ZM34 180V179H33ZM33 180H32V182H33ZM45 180V181H46ZM58 180V179H57ZM68 180V179H67ZM79 180V179H78ZM108 180V179H107ZM116 180H118V179H116ZM185 180V179H184ZM27 181H31V180H27ZM50 181H48L47 180V182H50ZM59 181H60V179H59ZM57 182V183H60V182ZM75 181V180H74ZM73 180H72V182H74ZM108 181H111L110 179L108 180ZM115 181V180H114ZM121 181V180H120ZM129 181V179L127 178V182ZM132 181V180H131ZM186 181V180H185ZM185 181H183V182H185ZM36 182V181H35ZM37 182H39V181H37ZM36 182V183H37ZM47 182H46V184H47ZM106 182V180L104 181V183ZM116 182V181H115ZM114 182V183H115ZM118 182V181H117ZM130 182V181H129ZM128 182V184H126V185H129V184H132L131 182L129 183ZM41 183V182H40ZM43 183V182H42ZM68 183V182H67ZM74 183H76V182H74ZM109 183V182H108ZM112 184H113V182H111ZM110 183V184H111ZM125 183H126V178H125ZM186 183V182H185ZM195 183H196V181H189L187 184H185V185H183L182 186V188H184V189H186V190H188V188H194V186H195ZM50 183H48V185H49ZM52 184V183H51ZM69 184V183H68ZM73 184V183H72ZM78 184V183H77ZM82 184V183H81ZM111 184V185H112ZM120 184H121V182H120ZM123 184H124V182H123ZM134 184V183H133ZM132 184V185H133ZM44 185H45V183H44ZM43 185V186H44ZM62 185H64V183H62ZM70 185H71V183H70ZM104 185V184H103ZM106 185V184H105ZM110 185V186H111ZM138 185V184H137ZM186 185L188 186V188H186ZM51 186V185H50ZM58 186H59V184H58ZM69 186V185H68ZM77 186V185H76ZM82 186V185H81ZM120 186V185H119ZM178 186V185H177ZM45 188L47 187V186H44ZM43 187V188H44ZM73 187H74V185H73ZM78 187V186H77ZM117 187V186H116ZM121 187V186H120ZM37 188H39V187H37ZM42 187L40 186V189H41ZM76 188V187H75ZM106 188V187H105ZM130 188V187H129ZM134 188V187H133ZM141 188V187H140ZM200 188V187H199ZM62 189H64V187L62 188ZM102 189H104V187H102ZM101 189V190H102ZM135 189V188H134ZM119 190V189H118ZM117 189H116V193H118L117 191H118ZM139 190V189H138ZM60 192L61 191H63V190H59ZM109 191H111V189L109 190L108 189V192ZM119 191H121V190H119ZM140 191H142V190H140ZM190 191H192V190H190ZM58 191H56V193H57ZM60 192H59V194H60ZM184 192V191H183ZM55 192H53V194L52 195H55L54 194ZM65 193H67V192H63L62 193V195L64 194L65 195ZM102 193V192H101ZM106 193V192H105ZM125 193V192H124ZM132 193V192H131ZM136 193H139V191L138 192H136ZM142 193V192H141ZM178 193V192H177ZM187 193V192H186ZM58 194V196H60ZM108 194V193H107ZM106 194V195H107ZM113 194V193H112ZM123 194V193H122ZM143 194V193H142ZM184 194V193H183ZM198 194V193H197ZM212 194H219L220 195V197H222L221 198V200L223 199V198H228V200H231L232 202H233V204L235 203V204H240V205H244V207L245 208H243V209H241V211L239 212V209L237 210L238 212H236V211H233V209L232 210H230V209H225V208H220L219 206H220V204H219V201H216V200H214V198H212L213 196H211ZM63 195V196H64ZM69 195V194H68ZM115 194H113V196H114ZM124 195V194H123ZM144 195V194H143ZM178 195V194H177ZM57 196V194H56V196L55 197H58ZM67 196V195H66ZM64 197V198H66L67 199V197ZM69 196H71V195H69ZM75 196V195H74ZM74 196H71L72 198L74 197ZM89 196V195H88ZM87 196V197H88ZM99 196V195H98ZM104 196V195H103ZM111 196V195H110ZM115 196H117V194L115 195ZM125 196H126V194H125ZM127 196H129V194H127ZM180 196V195H179ZM197 196V195H196ZM10 197V196H9ZM12 197H14V195L13 196H11V198ZM51 197V196H50ZM50 197H49V202L50 203H52V204H54V202H52V199H51V201H50ZM53 197V196H52ZM54 197V199H56ZM83 197V196H82ZM86 197V196H85ZM84 197V198H85ZM97 197V196H96ZM100 197V196H99ZM108 197V196H107ZM180 197H182V196H180ZM197 197H199V195L197 196ZM199 197V198H200ZM218 197V196H217ZM216 197V198H217ZM219 197V198H220ZM17 198V196L15 197V200H17L16 199ZM72 198H70L69 197V199H70V201H71V199ZM98 198V197H97ZM104 198H106V197H104ZM103 198V199H104ZM111 198V197H110ZM113 198H115V197H113ZM113 198H111V199H113ZM126 198V197H125ZM215 198V199H216ZM218 198V199H219ZM46 199H48V198H46ZM46 199H45V201H46ZM58 199H61V197H59ZM68 199V200H69ZM86 199V198H85ZM84 199V200H85ZM88 199V198H87ZM87 199H86V201H87ZM99 200H100V198H98ZM102 199V198H101ZM102 199V200H103ZM107 199V198H106ZM109 199V198H108ZM124 199V198H123ZM191 199H193V198H191ZM14 200V201H15ZM29 200V199H28ZM75 200V199H74ZM92 200V199H91ZM98 200V201H99ZM125 200V199H124ZM182 200V199H181ZM198 200V199H197ZM45 201L43 200V204L45 203ZM47 201V202H48ZM53 201H55V200H53ZM58 201V200H57ZM57 201H56V203H57ZM61 203H62V200H59ZM58 201V202H59ZM80 201V200H79ZM79 201H78V203H77V200L75 201L79 206H80V208L81 207H84L85 208V206H82V205H80V203H79ZM81 201H83V200H81ZM90 201V200H89ZM105 201V200H104ZM109 201V200H108ZM113 201V200H112ZM111 201V202H112ZM123 201V200H122ZM47 202L45 203V206H44V208L46 207V204H47ZM59 202V203H60ZM74 202V204L75 205H77L76 203ZM91 202V201H90ZM100 202H102V201H100ZM190 202V201H189ZM221 202H224V200L223 201H221ZM228 202V201H227ZM69 203H72V202H69ZM84 203V202H83ZM86 203V202H85ZM95 203H96V201H95ZM226 203V202H225ZM52 204H51V206H52ZM74 204H72L73 206H74ZM91 204V203H90ZM108 204H109V202H108ZM112 204V203H111ZM116 204V203H115ZM222 204V203H221ZM230 204H231V202H230ZM56 204H54L53 206H55ZM61 205V204H60ZM68 205V204H67ZM67 205H64V206H61V209H62V207H63V209H64V207H67ZM70 205V204H69ZM68 205V206H69ZM74 206L75 208H76V211H77V207L79 208V206ZM84 205V204H83ZM97 205V204H96ZM98 205H100V203L98 204ZM114 205V204H113ZM190 205H191V203H190ZM225 205V204H224ZM49 206H50V204H49ZM58 206V205H57ZM71 206V205H70ZM89 206V205H88ZM101 206V205H100ZM104 206V205H103ZM117 206V205H116ZM125 206V205H124ZM230 206H232V204L230 205ZM72 207V206H71ZM74 207H72V209H70V213H71V210L73 211V208ZM86 207H87V205H86ZM91 207V206H90ZM95 207V206H94ZM123 207V206H122ZM194 207V206H193ZM223 207V206H222ZM229 207V206H228ZM242 207V206H241ZM49 208L50 207H48L47 209L49 210ZM54 208V207H53ZM56 208V207H55ZM55 208H54V211H55ZM70 208V207H69ZM74 208V209H75ZM97 209H99V207H96ZM104 208V207H103ZM109 208H111V207H109ZM109 208H107L108 210H109ZM118 208V207H117ZM230 208V207H229ZM255 208H257V207H255ZM254 208V209H255ZM46 209V210H47ZM57 209H60L59 207L58 208H56V210ZM66 210L68 209V208H65ZM64 209V210H65ZM92 209V208H91ZM94 209V208H93ZM101 209H102V207H101ZM106 209V210H107ZM112 209V208H111ZM110 209V210H111ZM119 209V208H118ZM124 209V208H123ZM194 209V208H193ZM64 210H60V212L61 211H63L64 212ZM65 210V211H66ZM122 210V209H121ZM126 210V209H125ZM248 210V209H247ZM257 210V209H256ZM50 211V210H49ZM53 211V212H54ZM90 211V210H89ZM97 211H99V210H97ZM101 211H103V209L101 210ZM135 211V210H134ZM190 211V210H189ZM192 211V210H191ZM197 211V210H196ZM253 211V210H252ZM259 211H262V210H260L259 209ZM79 212L80 211H78V214H79ZM104 212V211H103ZM119 211H117V213H118ZM135 212H137V211H135ZM57 213H58V210H57ZM65 213V212H64ZM97 213V212H96ZM107 213H109V211H107ZM125 213V212H124ZM132 213V212H131ZM197 213V212H196ZM253 213H254V211H253ZM54 214V213H53ZM59 214V213H58ZM68 215V217L70 216L69 215V213H67ZM76 214V213H75ZM77 214V215H78ZM98 214H99V212H98ZM195 214V213H194ZM55 215V214H54ZM54 215H53V217H54ZM63 215V214H62ZM76 215V216H77ZM83 215V214H82ZM82 215H79V216H81L82 217ZM89 215H90V213H89ZM96 215V214H95ZM116 215V214H115ZM117 215H119V214H117ZM196 215V214H195ZM199 215V214H198ZM257 215V216H256ZM261 215H262V219H261ZM57 216V215H56ZM66 217V214L65 215H63V217ZM71 216H74V211H73V213L71 214ZM79 216H78V218H79ZM85 216V215H84ZM93 216H94V214H93ZM97 216V215H96ZM104 217H105V215H103ZM197 216V215H196ZM195 216V217H196ZM253 216V217H252ZM42 217V216H41ZM63 217H59V218H62L63 219ZM80 217V218H81ZM110 217V216H109ZM112 217H114V215L112 214ZM126 217V216H125ZM249 217H251V220H252V218H253V220L251 221H249ZM254 217H259L258 219H259V221L257 222V221H255L256 219H254ZM58 218V219H59ZM72 218V217H71ZM71 218H68V219H71ZM107 218V217H106ZM119 218H121V217H119ZM62 219H60L61 221H62ZM66 219V218H65ZM67 219V221H65V222H69V221H71V220H73V219H71V220H68ZM95 219V218H94ZM108 219V218H107ZM115 219H117V217L115 218ZM122 219H123V217H122ZM194 219H196V218H194ZM223 219V220H222ZM226 219V220H225ZM257 219V220H258ZM53 220V219H52ZM85 220H86V218H85ZM97 220V219H96ZM112 220V219H111ZM201 220V219H200ZM221 220H222V222L225 220V225L226 226H223V225H218V223L220 222V224H221ZM57 221H59V220H56V222ZM74 221H76V220H74ZM83 221V220H82ZM93 221H95V220H93ZM109 221V220H108ZM117 221H118V219H117ZM198 221V220H197ZM253 221L254 222H256V223H253ZM60 222V221H59ZM58 222V223H59ZM64 222V221H63ZM62 222V223H63ZM64 222V223H65ZM77 224H79V225H81V220L80 221H78V219H77ZM84 222V221H83ZM86 222V221H85ZM110 222V221H109ZM63 223V227H64V225H65V228H67L66 226H67V223L66 224H64ZM94 223H96V221L94 222ZM99 223V222H98ZM112 223V222H111ZM251 223L253 224V225H251ZM59 224H61V222L59 223ZM76 224V225H77ZM97 224V223H96ZM109 224V223H108ZM117 224H118V222H117ZM120 224H121V222H120ZM119 224V225H120ZM255 224V225H254ZM72 225H73V223H72ZM75 225V224H74ZM100 225V224H99ZM104 225V224H103ZM111 225V224H110ZM101 226V225H100ZM115 226V225H114ZM73 227V232H74V226H72ZM84 227V226H83ZM86 227V226H85ZM95 227H96V225H95ZM111 228L110 230H111V233H113V235H114V233H116L117 231L116 230H114L113 231V226H108V227H105V229L107 228ZM120 227V226H119ZM70 228H71V225H70ZM76 228H78V227H76ZM80 228V230H81V226L79 227ZM122 228H123V226H122ZM118 229V228H117ZM64 230H66V229H64ZM71 230V229H70ZM78 229H76V231H77ZM102 230V229H101ZM103 230H104V228H103ZM119 230V229H118ZM67 231V230H66ZM75 231V232H76ZM106 231V230H105ZM113 231V232H112ZM116 231V232H115ZM126 231V230H125ZM72 232V233H73ZM108 232V231H107ZM110 232V231H109ZM71 233V234H72ZM77 234V233H76ZM110 234V233H109ZM68 236V235H67ZM115 236V235H114ZM51 238V237H50ZM55 238V237H54ZM51 240V239H50ZM49 240V241H50ZM54 240V239H53ZM57 241V240H56ZM195 242H197V240L195 241ZM203 242V243H202ZM240 242H237V244H239ZM241 242V243H242ZM53 243V242H52ZM51 243V244H52ZM232 243H233V246H232ZM235 244V245H234ZM63 246H65V245H63ZM239 246V245H238ZM232 247V248H231ZM197 248H195V249H197ZM236 248V247H235ZM245 248V249H244ZM233 250H234V248H233ZM231 250H229L228 252L229 253H231L230 252ZM259 251H261L260 252V254H259V256H258V252ZM234 252V251H233ZM235 253V252H234ZM195 255V254H194ZM232 255H233V253H232ZM263 255V254H262ZM258 259V260H259ZM191 260V259H190ZM222 260H224V259H222ZM256 261L257 263H255V261H254V263L255 264H259L260 263V260L259 261ZM224 261H227L226 260V258H225V260ZM224 261L222 262L223 264H224ZM259 262V263H258ZM190 263V262H189ZM219 263V262H218ZM264 263V262H263ZM262 263V264H263ZM219 264H221V261H220V263Z\"/></svg>",
	"mask_w": 264,
	"mask_h": 264
}]
</instances>
